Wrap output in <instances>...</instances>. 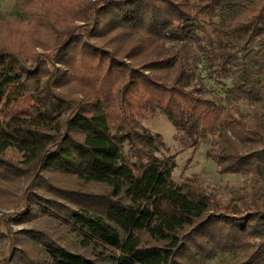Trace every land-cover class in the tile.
<instances>
[{
	"label": "trees",
	"instance_id": "16d2710c",
	"mask_svg": "<svg viewBox=\"0 0 264 264\" xmlns=\"http://www.w3.org/2000/svg\"><path fill=\"white\" fill-rule=\"evenodd\" d=\"M19 6L0 20V264H264V0ZM225 10L209 37L204 19ZM203 61L230 80L224 104L197 81ZM148 112L190 148L209 142L242 194L175 181Z\"/></svg>",
	"mask_w": 264,
	"mask_h": 264
},
{
	"label": "rangeland",
	"instance_id": "374dc122",
	"mask_svg": "<svg viewBox=\"0 0 264 264\" xmlns=\"http://www.w3.org/2000/svg\"><path fill=\"white\" fill-rule=\"evenodd\" d=\"M22 0H0V20L20 17V6ZM231 11H219L212 21L204 19L206 33L209 37L215 38L216 28H220L226 24L230 18ZM169 46V44H168ZM178 48L186 56L189 63L192 62L193 55L198 54L193 44H178ZM40 52L41 50L38 49ZM252 64V59L250 60ZM197 81L200 80L206 86L205 95L217 97L221 103H225L226 89L230 86L229 78L216 75V73L208 74V69L204 61L195 68ZM243 113L248 111V105L244 103L241 106ZM141 123L151 132L159 133L162 136L164 146L155 153L160 156L175 155L176 166L172 172V178L178 181L182 178L198 175L204 184L211 188H222L226 191L224 202L236 198L242 194L241 187L247 182V179L235 174H220L216 171L215 162L206 157V150L209 142H203L197 149L188 147L182 139V134L175 129L167 118L159 112H148L144 117L139 118ZM12 212L11 209H0V214ZM13 230L22 228H30V224H11ZM48 229V228H47ZM62 243L63 240H60ZM33 245V241H29ZM231 261V254H217L206 264H223Z\"/></svg>",
	"mask_w": 264,
	"mask_h": 264
}]
</instances>
